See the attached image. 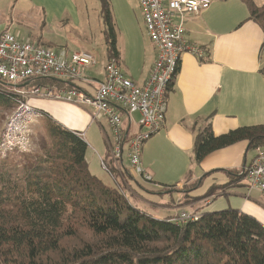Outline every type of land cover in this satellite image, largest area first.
I'll return each mask as SVG.
<instances>
[{"label": "crops", "instance_id": "0c3cea01", "mask_svg": "<svg viewBox=\"0 0 264 264\" xmlns=\"http://www.w3.org/2000/svg\"><path fill=\"white\" fill-rule=\"evenodd\" d=\"M95 1L98 2V30L103 37L107 62L101 7L99 1ZM211 1L212 5L207 11L186 20V39L190 45L197 46L204 52V60L201 61L202 59L191 53L182 55L179 72L168 93L165 126L146 141L142 150V166L152 179L146 184L156 188L150 196L160 197L161 203L153 199H143L144 203L155 206L146 210L138 208L161 220L175 219L182 212L204 214L231 208L256 218L264 225V193L250 189L242 174L244 167L252 162L256 154L247 141L215 151L200 164L194 159L197 134L209 124L216 136L241 127L264 125V32L250 18L249 9L243 0ZM31 2V11L36 9L39 12L35 29L29 30L27 36H16L19 41L37 42L55 50L62 49L61 42L44 36L47 34L46 21L53 23L69 17L78 25L89 20L85 11L78 10L77 0ZM109 2L122 73L136 85L143 86L150 77L156 51L146 34L142 11L137 0ZM254 3L261 7L264 0H254ZM132 9H139L137 26L142 32V38L135 36L127 28ZM120 19H123L128 32L121 31ZM5 30H11V25H4L0 20V32ZM125 33L128 38H124ZM106 62L88 70L90 83H74L78 90L87 96L94 95L97 83L104 79ZM62 90L66 89H53L56 92ZM49 100L58 103L45 105L33 101V106L28 101V104L43 111L46 118L62 128L83 137L95 151L102 168V160L108 167L114 168L113 174L103 168L116 183L111 188L121 189V184L126 182L124 175L127 172L137 185L139 180L143 181L131 174L129 164L124 166L123 157L114 161L111 152L114 141L105 118L94 120V111L88 105L74 104L64 99ZM122 114L131 134L137 133L140 114ZM96 176L105 183L103 173ZM188 178L196 182V186L186 191L187 193L173 190V194L162 192L163 188L170 190ZM184 194L198 199V204L184 205Z\"/></svg>", "mask_w": 264, "mask_h": 264}, {"label": "trees", "instance_id": "16d2710c", "mask_svg": "<svg viewBox=\"0 0 264 264\" xmlns=\"http://www.w3.org/2000/svg\"><path fill=\"white\" fill-rule=\"evenodd\" d=\"M98 1L108 58H119L110 2ZM243 1L264 32V5ZM24 82L73 86L55 78ZM9 104L0 91V106ZM45 129L42 155L19 174L0 171V264H264V225L256 218L229 208L186 224L156 219L93 175L83 137L50 119ZM242 141L264 147V125L216 136L209 124L197 134L195 162Z\"/></svg>", "mask_w": 264, "mask_h": 264}, {"label": "built area", "instance_id": "2783aa9c", "mask_svg": "<svg viewBox=\"0 0 264 264\" xmlns=\"http://www.w3.org/2000/svg\"><path fill=\"white\" fill-rule=\"evenodd\" d=\"M142 11L146 34L156 51L150 77L143 86L128 79L120 68L119 58L110 57L104 66V79L97 83L94 95L83 94L74 83L91 82L85 70L97 67L100 62L88 51L70 52L55 50L37 42L19 41L10 31L0 32V81L18 84L38 78H55L73 84L60 92L49 87H34L30 94L20 91L16 109L8 119L0 136V156L29 152L34 124L45 113L28 104L30 98L64 99L67 102L88 105L93 119L103 117L108 122L113 138L112 157L115 161L127 154L132 175L150 182V175L142 166V150L146 141L165 126L168 93L180 69L185 53L200 58L202 50L190 45L186 39V20L207 11L211 0H137ZM122 112L138 113L139 131L131 134L125 125ZM252 162L244 167L243 176L250 189L264 193V147L255 150ZM101 164L106 172L108 166ZM200 213H180L172 222H196Z\"/></svg>", "mask_w": 264, "mask_h": 264}, {"label": "rangeland", "instance_id": "374dc122", "mask_svg": "<svg viewBox=\"0 0 264 264\" xmlns=\"http://www.w3.org/2000/svg\"><path fill=\"white\" fill-rule=\"evenodd\" d=\"M79 3L77 8L79 11H85L86 15L89 17L85 22L81 24L75 25L74 22L69 18L63 20H56L55 22H51L50 20L46 21L48 24L46 28V33L44 36H49L53 40H57L61 42V46L63 48L68 49L70 52H77L79 49L84 51H88L93 53L100 63L106 62V53L105 46L103 43V37L98 30L99 20L97 18V5L98 2L95 0H77ZM116 2V0H114ZM62 5L61 3H59ZM97 4V5H96ZM100 4V3H99ZM33 3L31 0H0V20L4 22V25H11V30H9L14 36H27L29 34V30L33 31L34 24L37 22V13H39L36 9L32 12ZM139 10V9H138ZM131 10V16L128 20L127 28L134 33L135 36H141L142 32L137 26V11ZM42 12V11H40ZM130 14V13H129ZM123 19H120V28L122 32H128L125 27V23H123ZM126 23H127V13H126ZM50 31V32H49ZM52 31V32H51ZM51 33V35L49 34ZM24 39V37H21ZM124 38H128V35H124ZM152 45V44H151ZM57 46V45H56ZM153 46V45H152ZM121 64H123L121 62ZM86 76H89L90 72L87 70L85 73ZM76 84H81V81H77ZM15 84L9 83H0V91L5 95L9 96L11 99V104L0 106V136L6 126V123L10 116L13 114L16 109L17 100L20 99L18 93L20 91H24L26 94H30L31 90L34 87L35 83H20L18 85L23 87L12 86ZM25 85V86H24ZM68 90V89H66ZM30 104L34 106L33 101H38L41 104L45 105L51 104L55 105L56 101L49 99H41V98H30ZM60 103V102H59ZM48 118L44 117L40 121L36 122L32 128L31 138H32V146L29 149L28 153L23 155H19L18 153L8 154L7 156H0V171H10L13 174H19L22 172L25 165L33 163L36 156L42 155L43 148L46 146L47 141V131L45 129ZM87 140V139H86ZM87 160L90 165V169L93 172V175H97L103 173L105 176V184L110 187L116 186V183L112 178L103 170L98 160V156H95V151L89 147L88 148ZM115 161V160H114ZM123 164L124 166H128L129 161L126 153L123 154ZM18 170V171H17ZM106 173V174H105ZM107 175V176H106ZM124 179L126 182L121 184L122 195L127 199V201L137 209L138 207H142V209H151L155 205L144 203L143 199H153L155 201L160 202V197H155V195L150 196L152 191H155L156 188L149 187L146 183L148 181H140L137 185L136 182L130 177L129 173L124 175ZM196 186V182H192L191 178H188L184 183L177 185V187H173L168 190L167 188H163L162 192L172 193L173 191H189ZM187 193V192H186ZM171 195V194H170ZM163 197V195H160ZM164 198V197H163ZM184 205L189 204H198V199H193L188 197V194H184ZM161 203V202H160ZM183 206V205H182ZM140 210V209H139ZM142 211V210H140ZM198 211V210H197ZM146 214L148 212L143 211ZM152 216V215H150ZM153 217V216H152Z\"/></svg>", "mask_w": 264, "mask_h": 264}, {"label": "water", "instance_id": "95a60500", "mask_svg": "<svg viewBox=\"0 0 264 264\" xmlns=\"http://www.w3.org/2000/svg\"><path fill=\"white\" fill-rule=\"evenodd\" d=\"M24 86H25V85H24ZM16 87H23V86L17 85Z\"/></svg>", "mask_w": 264, "mask_h": 264}, {"label": "bare ground", "instance_id": "6f19581e", "mask_svg": "<svg viewBox=\"0 0 264 264\" xmlns=\"http://www.w3.org/2000/svg\"><path fill=\"white\" fill-rule=\"evenodd\" d=\"M134 115V114H133Z\"/></svg>", "mask_w": 264, "mask_h": 264}]
</instances>
